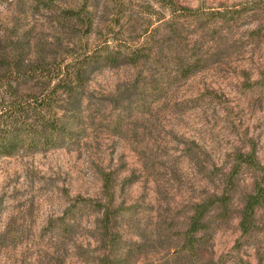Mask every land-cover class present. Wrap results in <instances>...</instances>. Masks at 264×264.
<instances>
[{
    "label": "rangeland",
    "instance_id": "1",
    "mask_svg": "<svg viewBox=\"0 0 264 264\" xmlns=\"http://www.w3.org/2000/svg\"><path fill=\"white\" fill-rule=\"evenodd\" d=\"M174 1L190 15L89 0L105 30L88 40L110 28L144 58L93 68L70 137L0 154V264H264V201L239 227L264 186V0ZM22 8L0 3L2 69L31 58L25 29L52 35L54 13ZM251 153L257 163L239 161ZM221 193L226 209L187 244L193 204Z\"/></svg>",
    "mask_w": 264,
    "mask_h": 264
},
{
    "label": "trees",
    "instance_id": "2",
    "mask_svg": "<svg viewBox=\"0 0 264 264\" xmlns=\"http://www.w3.org/2000/svg\"><path fill=\"white\" fill-rule=\"evenodd\" d=\"M0 3L22 5V10L26 11L44 10L55 14V23L50 26L52 35L32 36V28L25 29L20 35L17 43L31 55L28 60L19 62L25 65L24 70L16 68V60L2 69L6 56L0 47L2 155H10L12 150L23 145L53 147L59 138L70 137V124L78 121L77 112L82 100L91 97L87 87L93 68L97 65L116 67L123 63L136 66L144 58L139 47L124 48L110 28L97 36L94 43L88 40L94 31L96 34L105 30L102 25L93 23V7L89 0H0ZM178 10L187 16L191 12L190 8L180 6L174 0H166L163 11L169 13V17L167 20L166 16L162 17L164 22L173 21ZM69 34L73 37H63ZM5 38L6 35L0 34V45ZM55 48L60 52H55ZM239 161L251 165L257 163L254 153L239 154ZM258 167L264 171V166ZM104 186L107 191L108 185ZM263 201L264 186L257 182L254 190L245 195L240 209L239 227L243 233L252 227L256 210ZM227 202V194L221 193L193 204L185 231L187 244L192 245L193 234L206 228V219L215 205L219 204L225 210Z\"/></svg>",
    "mask_w": 264,
    "mask_h": 264
}]
</instances>
